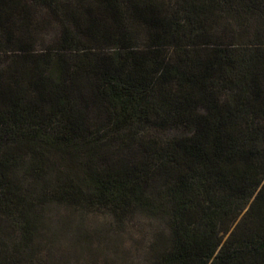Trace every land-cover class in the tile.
I'll list each match as a JSON object with an SVG mask.
<instances>
[{"label":"trees","instance_id":"trees-1","mask_svg":"<svg viewBox=\"0 0 264 264\" xmlns=\"http://www.w3.org/2000/svg\"><path fill=\"white\" fill-rule=\"evenodd\" d=\"M61 205L155 221L142 264H264V0H0V264Z\"/></svg>","mask_w":264,"mask_h":264},{"label":"rangeland","instance_id":"rangeland-1","mask_svg":"<svg viewBox=\"0 0 264 264\" xmlns=\"http://www.w3.org/2000/svg\"><path fill=\"white\" fill-rule=\"evenodd\" d=\"M33 11L38 27L31 31V46L43 50L59 27L46 10L35 7ZM47 209L49 215L35 238L41 253L36 264H142L148 256L145 243L156 226L150 218L138 214L122 223L98 207Z\"/></svg>","mask_w":264,"mask_h":264}]
</instances>
